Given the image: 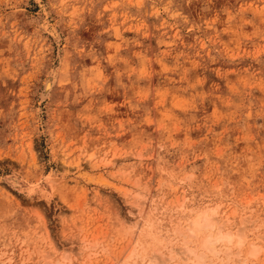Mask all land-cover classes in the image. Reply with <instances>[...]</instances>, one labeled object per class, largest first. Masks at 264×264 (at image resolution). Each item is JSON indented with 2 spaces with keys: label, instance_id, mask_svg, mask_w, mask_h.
Segmentation results:
<instances>
[{
  "label": "rangeland",
  "instance_id": "374dc122",
  "mask_svg": "<svg viewBox=\"0 0 264 264\" xmlns=\"http://www.w3.org/2000/svg\"><path fill=\"white\" fill-rule=\"evenodd\" d=\"M214 208L243 243L211 255ZM263 233L264 0H0V264H264Z\"/></svg>",
  "mask_w": 264,
  "mask_h": 264
},
{
  "label": "bare ground",
  "instance_id": "6f19581e",
  "mask_svg": "<svg viewBox=\"0 0 264 264\" xmlns=\"http://www.w3.org/2000/svg\"><path fill=\"white\" fill-rule=\"evenodd\" d=\"M53 83V80L52 79H50V78H46L45 79V82H44V91H43V95H45V94H48V91H49V89H50V87H51V84ZM41 94V93H40ZM64 156V155H63ZM91 158H93L92 156V154H90L89 155ZM90 157H88L89 159H90ZM88 158H87V160H88ZM93 160V159H92ZM79 161V160H78ZM63 162H64V160H63ZM76 164L74 165V167H73V169L74 170H76L77 172H79V171H81V170H83V167L84 166H81L82 164L81 163H77V161L75 162ZM87 163H89V166H90V168L92 169V170H101L100 169V167L102 168V166H99V165H97L96 163H94V162H92V161H88ZM112 161H106L105 163H104V167H106V168H110L111 166H112ZM65 164V163H64ZM68 167V166H67ZM101 176H103L104 175V172L103 173H101L100 174ZM211 210V213H209L210 211H209V209L207 210L208 211V213H204V212H207L206 210L204 211V212H202V213H204V215L203 216H199L198 217V220H196L195 219V221H193V224L192 223H189V224H191V226H192V228L190 227V225L187 227V228H189V230L188 231H191L192 230V232H193V225L195 226V225H197L198 224V226L200 227V228H205V229H210V231L212 230V229H217V231H216V233H207L208 235H206V237L204 238V239H202L201 240V243H202V248L201 249H209L210 250V245H213L214 243H216V242H220L222 245H224V243H230L231 241H232V239H233V237H236L235 239L237 240V245L238 246H240L242 243H243V241H242V236H243V234H242V232H240V231H242V230H240L241 228L243 229V225H242V227L239 225V227H240V229L239 230H237L236 232H231V231H228V230H230V229H228L227 228V230H222L223 228H225L226 229V226L228 225V220H227V217L226 218H224L223 219V217L221 216V214H219L218 212H217V210H215V208H214V210H212V209H210ZM199 215V214H198ZM202 215V214H201ZM214 215V216H213ZM222 217V218H221ZM223 219V220H222ZM244 221V220H243ZM231 223V222H230ZM244 223H245V221H244ZM243 224V223H242ZM231 226V225H230ZM197 227V226H196ZM195 227V228H196ZM198 227V230L200 229ZM185 228V227H184ZM254 228H256V227H254ZM132 229V228H131ZM197 229V228H196ZM250 229V228H249ZM186 230V229H185ZM198 230H196V231H198ZM255 230V229H254ZM222 231H225V232H222ZM232 231H235V230H232ZM248 231V230H247ZM187 232V231H186ZM178 233H179V231H178ZM252 233V232H251ZM196 234H198V233H196ZM241 234H242V236H241ZM257 234V233H256ZM259 234V233H258ZM185 235V234H184ZM263 235H264V233H263ZM263 235H261V236H263ZM260 236V237H261ZM43 237V236H42ZM201 237V236H200ZM257 237V236H256ZM255 237V238H256ZM259 237V236H258ZM261 238H263V237H261ZM42 240H44V239H42ZM41 240V241H42ZM200 240V239H199ZM184 241H186V240H184L183 239V249L184 250H186V252L188 253V252H192L191 250H188V248H185L184 247ZM235 241V240H234ZM261 241V240H260ZM236 242V241H235ZM45 243V242H44ZM232 243V242H231ZM49 244V243H48ZM47 244V245H48ZM219 244V243H218ZM44 245V244H43ZM227 245V244H226ZM226 245H224V246H226ZM252 245H254V244H252ZM252 245H251V247H252ZM186 246V245H185ZM233 246H234V243H233ZM236 246V245H235ZM49 247V246H48ZM220 247V246H219ZM179 248L181 249V246H179ZM178 248V249H179ZM197 248V247H196ZM195 248V249H196ZM216 248V247H215ZM214 247L212 248L211 247V255H213L212 254V251H214L213 249H215ZM224 248V247H223ZM228 248V247H227ZM231 248V247H230ZM247 248H248V246H247ZM183 249H181V250H183ZM204 249V250H205ZM256 249H257V247H256ZM255 249V247L253 248H251L250 249V247H249V250L246 252L247 254L244 256V257H246L247 255V257H250V256H253V257H255L256 256V254H257V250ZM264 249V248H263ZM198 251H199V249H197ZM209 250H208V254H210L209 253ZM221 250V252H222V249H219V251ZM226 251V254H227V252H230L229 251V249H228V251H227V249H225ZM37 251V250H36ZM44 251V250H43ZM55 251V250H54ZM216 251V250H215ZM237 251V250H236ZM235 251V252H236ZM47 252H49V251H47ZM184 252V251H183ZM186 252H184L181 256H185V254H186ZM207 252V251H206ZM224 252V251H223ZM241 252V251H240ZM263 252V251H262ZM215 253H218V251H216ZM234 253V252H233ZM42 254V253H41ZM53 254V253H52ZM194 254H195V252H194ZM201 254H203V252H201ZM232 254V253H231ZM236 254V253H235ZM237 254H238V252H237ZM236 254V255H237ZM43 256L41 257L42 258V260H43V263L42 264H57V263H55L56 261H54V263H51V261H50V255L49 254H42ZM204 255V254H203ZM203 255H201V257L203 256ZM228 255V254H227ZM41 256V255H40ZM170 256V255H169ZM169 256H167L166 258L167 259H164L165 261H170L171 260V256L169 257ZM192 256V255H191ZM207 256V255H206ZM244 257H242L243 258V260H240V261H242V262H244V264L246 263V262H248L247 261V257L246 258H244ZM252 257V258H253ZM135 258V257H134ZM233 258V257H232ZM235 258V257H234ZM49 259V261H46V260H48ZM126 259V258H125ZM149 259V258H148ZM157 259V261H158V258H154L153 257V259L151 258V259H149L150 260V262L152 261V260H156ZM173 259V258H172ZM221 259V258H220ZM219 259V260H220ZM223 259V258H222ZM241 259V258H240ZM254 259V258H253ZM38 260H41V259H38ZM61 260H62V258H61ZM161 260H163V259H161V258H159V261L160 262H154V263H160V264H162L163 262H161ZM184 260L186 261V258H184ZM192 260V259H191ZM211 260V259H210ZM217 260V259H216ZM236 260V259H235ZM28 261V260H27ZM133 261V260H132ZM141 261V260H140ZM182 261H183V259H182ZM183 262V263H186V262ZM188 261V260H187ZM190 261V260H189ZM202 261V260H201ZM2 262V261H1ZM41 262V261H40ZM58 262V261H57ZM61 262V261H60ZM133 262H135V260L133 261ZM142 262V261H141ZM152 262V263H153ZM239 262V261H238ZM3 263V262H2ZM62 263V262H61ZM149 263V262H148ZM152 263H150V264H152ZM153 263V264H154ZM209 263V262H208ZM227 263V262H226ZM249 263H251V262H249ZM248 263V264H249ZM58 264H59V262H58ZM167 264H168V262H167ZM174 264V263H173ZM203 264V263H202ZM242 264V263H241ZM251 264H255V263H251Z\"/></svg>",
  "mask_w": 264,
  "mask_h": 264
}]
</instances>
